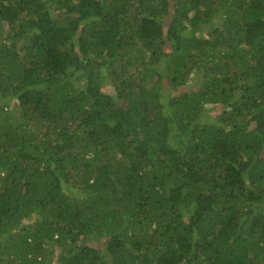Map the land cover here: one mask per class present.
Segmentation results:
<instances>
[{"label": "trees", "instance_id": "obj_1", "mask_svg": "<svg viewBox=\"0 0 264 264\" xmlns=\"http://www.w3.org/2000/svg\"><path fill=\"white\" fill-rule=\"evenodd\" d=\"M0 264H264V0H0Z\"/></svg>", "mask_w": 264, "mask_h": 264}]
</instances>
